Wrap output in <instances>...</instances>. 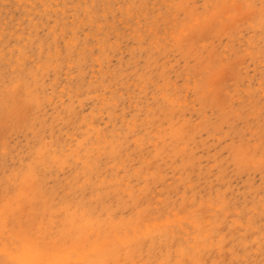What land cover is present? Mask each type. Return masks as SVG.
Returning a JSON list of instances; mask_svg holds the SVG:
<instances>
[{"label":"rangeland","instance_id":"374dc122","mask_svg":"<svg viewBox=\"0 0 264 264\" xmlns=\"http://www.w3.org/2000/svg\"><path fill=\"white\" fill-rule=\"evenodd\" d=\"M23 252L264 264V0H0V263Z\"/></svg>","mask_w":264,"mask_h":264},{"label":"bare ground","instance_id":"6f19581e","mask_svg":"<svg viewBox=\"0 0 264 264\" xmlns=\"http://www.w3.org/2000/svg\"><path fill=\"white\" fill-rule=\"evenodd\" d=\"M193 215V214H192ZM160 222V221H159ZM141 226V225H140ZM172 229V228H171ZM193 229V228H192ZM187 230V229H186ZM204 232V231H203ZM188 238V237H187ZM196 238V237H195ZM194 238V239H195ZM92 245H94V244H92ZM112 245V244H111ZM100 246V245H99ZM97 244L96 245H94L93 246V249H99L100 247H99ZM114 246V245H113ZM108 248V247H107ZM73 249V248H72ZM91 249H92V247H91ZM27 250H28V248H27ZM45 250V249H44ZM96 251H98V250H96ZM104 252H105V249H104ZM103 252V253H104ZM19 253V252H18ZM94 253V252H93ZM5 255H7V254H5ZM104 256V255H103ZM94 257H96V255L94 256ZM101 257V256H100ZM8 258V257H7ZM7 258H6V260H7ZM19 258H20V260L22 261V263L23 264H35V262H36V258L33 256V254H30V253H27V252H23V253H21L20 255H19ZM103 258V257H102ZM111 258V257H110ZM96 259H98V258H96ZM103 260H105V259H103ZM16 261L18 262V260L16 259ZM99 261H100V259H99ZM76 263V262H75ZM103 263V262H102ZM1 264V263H0ZM47 264V263H46ZM81 264V263H80ZM94 264V263H93ZM101 264V263H100ZM107 264V263H106Z\"/></svg>","mask_w":264,"mask_h":264}]
</instances>
